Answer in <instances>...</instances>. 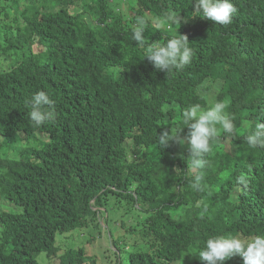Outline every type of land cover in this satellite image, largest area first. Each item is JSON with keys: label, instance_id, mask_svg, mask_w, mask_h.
<instances>
[{"label": "trees", "instance_id": "1", "mask_svg": "<svg viewBox=\"0 0 264 264\" xmlns=\"http://www.w3.org/2000/svg\"><path fill=\"white\" fill-rule=\"evenodd\" d=\"M4 1L0 135H21L25 147L17 157L0 154V264H40L41 252L57 258L50 264H97L84 247L60 254L56 236L110 207L146 247L127 252L126 264H207L193 255L207 238L235 225L244 239L264 233V144L247 141L264 125V49L256 55L264 0H236L228 25L187 18L194 0ZM175 13L187 18L177 33L194 54L166 73L144 55L173 34L153 18ZM138 16L148 21L143 46L131 38ZM39 90L56 117L36 126L28 101ZM216 100L227 101L235 130H219L208 165L193 170L186 146L170 140L162 148L159 136L186 127L189 105Z\"/></svg>", "mask_w": 264, "mask_h": 264}, {"label": "clouds", "instance_id": "2", "mask_svg": "<svg viewBox=\"0 0 264 264\" xmlns=\"http://www.w3.org/2000/svg\"><path fill=\"white\" fill-rule=\"evenodd\" d=\"M236 4V0H194L193 13L187 14V18L201 17L215 24L228 25L237 12ZM187 18L182 20L176 13L153 18L157 27L167 23L173 30V34L166 38L164 43L152 44L146 49L144 58H147L154 69L167 73L173 69H183L191 62L194 53L188 38L177 33L181 23H187ZM147 24L148 21L143 16H138L132 29V40L141 46L145 42ZM263 49L264 43L258 42L256 55ZM204 87L206 85H201V89ZM28 104L30 107L28 117L36 126L55 119V107L47 92L43 90L35 92ZM227 107V101L224 100L212 101L206 108L199 103L189 105L181 113L183 123L186 125L184 128L188 131L182 138L177 136V131L184 128L177 129L172 135H169V131L162 133L159 136L162 148L167 146L170 140L185 145L191 168L203 170L209 163L208 156L212 152L211 141L216 137L217 132L223 130L226 134L234 133L233 117L227 111ZM247 141L253 146L264 144V125L251 131L247 135ZM201 179V176H197V183H194L193 187L199 188L198 181ZM244 227L257 228L248 221H245ZM233 229V233L226 234L221 231L219 235L207 238L203 249L193 255H198L207 264H224L226 260L237 256L242 258V264H264V233L255 235L251 239H244L242 234H239L238 225Z\"/></svg>", "mask_w": 264, "mask_h": 264}, {"label": "rangeland", "instance_id": "3", "mask_svg": "<svg viewBox=\"0 0 264 264\" xmlns=\"http://www.w3.org/2000/svg\"><path fill=\"white\" fill-rule=\"evenodd\" d=\"M4 2V0H0V6ZM125 5L124 3L123 7ZM4 25H6V21L2 16V12H0L1 29ZM33 49L36 50L37 46L34 45ZM15 57L21 58V52H18ZM12 63L13 61L10 60L8 65L11 66ZM4 64H6V61L2 63V68H6ZM30 143H34V140L28 144ZM0 144L4 145L0 148V154L10 157L19 156L17 153L25 147L22 144L21 135L11 139H6L0 135ZM5 203L8 205L7 202ZM99 216V219L90 220L85 227L58 233L56 244L61 248L60 254L69 248L84 247L87 254L96 259L97 264H126L127 252L146 249L143 245H135L138 242L137 237L127 234L120 228L119 223L122 217L117 211L110 207L108 213L103 212ZM129 222L131 221L127 223ZM36 259L40 264H45L46 261H48V264L57 261L56 257L48 260L44 252L39 253Z\"/></svg>", "mask_w": 264, "mask_h": 264}]
</instances>
